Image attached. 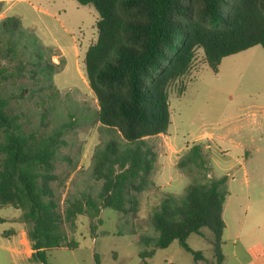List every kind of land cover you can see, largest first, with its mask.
Instances as JSON below:
<instances>
[{
  "label": "trees",
  "instance_id": "1",
  "mask_svg": "<svg viewBox=\"0 0 264 264\" xmlns=\"http://www.w3.org/2000/svg\"><path fill=\"white\" fill-rule=\"evenodd\" d=\"M76 1L99 14L98 37L84 59L100 132L88 178L63 198L68 180H60L57 161L71 145L67 135L82 111L67 104L68 93L62 96L54 84L63 64L54 62L53 49L20 17H6L0 20V209L22 211L33 263L49 264L51 249H77L70 233L78 216L88 217L93 232L94 221L111 209L119 215V236L138 235L142 264L174 241L196 264H225L230 179L210 176L202 145L189 147L176 163L190 179L182 193L165 194L148 214L147 228L136 220L144 194L155 187L152 139L167 134L171 124L170 87L190 72L198 49L214 72L225 57L264 49V0ZM192 235L209 243L211 260L189 245Z\"/></svg>",
  "mask_w": 264,
  "mask_h": 264
},
{
  "label": "rangeland",
  "instance_id": "2",
  "mask_svg": "<svg viewBox=\"0 0 264 264\" xmlns=\"http://www.w3.org/2000/svg\"><path fill=\"white\" fill-rule=\"evenodd\" d=\"M10 16L20 17L26 29L53 49L54 62L63 64L54 74V84L62 96L68 93L67 104L82 111L78 114L80 124L67 135L71 145L62 150L57 161L60 180H68L65 198L76 183L82 186L88 178L92 155L100 143L98 103L84 63L87 49L98 37L99 14L93 5L76 0H7L0 20ZM184 86L186 90L181 92ZM169 97L171 124L167 134L152 139L158 153L155 187L144 194L136 224L147 228L148 214L163 196L182 193L190 179L176 163L189 147L202 145L211 166L210 176L228 175L230 179L223 213L227 227L223 235L225 264H247L261 252L258 243L264 244V225L250 227L264 217V49L258 45L225 57L218 72L207 65L203 50L198 49L190 72L170 87ZM21 217L22 211L11 206L0 209V264H40L30 259L28 226ZM118 219L117 212L104 209L92 232L88 217L78 216L77 229L70 235L79 247L49 250L48 263L142 264L138 235L119 236ZM243 221L245 229L240 235ZM188 242L211 260V248L204 238L192 235ZM192 260L174 241L168 248L158 249L148 264H194Z\"/></svg>",
  "mask_w": 264,
  "mask_h": 264
},
{
  "label": "crops",
  "instance_id": "3",
  "mask_svg": "<svg viewBox=\"0 0 264 264\" xmlns=\"http://www.w3.org/2000/svg\"><path fill=\"white\" fill-rule=\"evenodd\" d=\"M7 1V0H0V3H2V5L4 4V2ZM2 17V16H1ZM162 135H165V134H162ZM230 181V180H229ZM230 195V194H229ZM229 197V196H228ZM227 197V199H228ZM227 201V200H226ZM226 204V203H225ZM225 207V205H224ZM103 212V211H102ZM223 213H224V210H223ZM261 221L262 222H259V223H255L250 225L251 228H258L259 226H261L262 224L264 225V217L261 218ZM240 235H242V233L244 232V229H245V221H243L240 225ZM227 228V227H226ZM20 232V231H19ZM18 232V234H19ZM239 239V237L237 238ZM261 247V252L257 253L247 264H264V244L262 242H259L258 243ZM15 245L19 246V244L15 243ZM224 252V251H223ZM16 253L19 254V248L17 247L16 248ZM94 255H95V252H94ZM193 259V258H192ZM193 261V260H192ZM193 263L195 264V262L193 261Z\"/></svg>",
  "mask_w": 264,
  "mask_h": 264
}]
</instances>
